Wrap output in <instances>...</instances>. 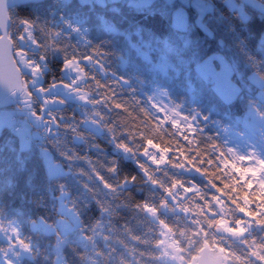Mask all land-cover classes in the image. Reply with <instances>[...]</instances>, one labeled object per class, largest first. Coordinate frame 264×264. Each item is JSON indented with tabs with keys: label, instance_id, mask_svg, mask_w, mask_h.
Segmentation results:
<instances>
[{
	"label": "snow or ice",
	"instance_id": "snow-or-ice-1",
	"mask_svg": "<svg viewBox=\"0 0 264 264\" xmlns=\"http://www.w3.org/2000/svg\"><path fill=\"white\" fill-rule=\"evenodd\" d=\"M254 2L166 0L161 8L144 0L142 9L139 0H63L49 21L13 19L10 0H0V85L22 105L41 154L54 146L66 162L53 190L58 219L44 222L55 241L45 242L22 195L38 155L20 140L0 150V264H264V155L206 138L197 116L169 94L172 84L195 92L210 81L227 101L228 63L222 55L212 57L219 68L207 62L208 50L242 51L264 89V11L257 20ZM193 5L197 13L188 17ZM141 11L187 22L172 31ZM161 26L167 39L145 38L148 27ZM50 56L64 74L51 83L43 79ZM67 105H78L79 115L66 116ZM165 126L171 139L161 135ZM100 136L135 158L138 173L81 151L87 144L102 152ZM137 186L149 190L138 201L131 198ZM90 198L102 216L84 223ZM122 207L132 216L114 227ZM117 228L134 242L131 252Z\"/></svg>",
	"mask_w": 264,
	"mask_h": 264
},
{
	"label": "trees",
	"instance_id": "trees-1",
	"mask_svg": "<svg viewBox=\"0 0 264 264\" xmlns=\"http://www.w3.org/2000/svg\"><path fill=\"white\" fill-rule=\"evenodd\" d=\"M263 2L264 0H258ZM44 6L40 9H34L31 7V3L25 5L15 6L13 9H10V15L13 19L18 17H25L28 15L38 16L41 19H48L50 10L52 8V1L48 0L42 3ZM158 6V4H157ZM161 8L164 7L161 2H159ZM158 6V7H159ZM252 7V6H251ZM253 8V7H252ZM256 12V19H261L260 11L253 8ZM138 16H144L148 19L151 16L157 17L158 25H166L168 29L175 31L171 27V23L167 20V17L159 13H137ZM188 16H194L193 9H189ZM13 31L10 29V32ZM169 33L164 30V27L161 26L159 30L148 27L146 29L145 38H152L157 41H162L168 38ZM110 50L115 52L116 48L111 46L109 42ZM259 47V41H257V48ZM212 52L207 51L206 57L209 56ZM223 53L224 57L228 59L231 63L233 72L231 79L237 82L239 85L240 92L238 96L233 99L232 102L221 103L217 98L218 94L213 89L212 83L205 81L204 86L199 91H189L186 88H178L175 84H172L169 88V94L172 96V99L180 104L186 113H190L197 116L198 123L203 129V135L207 137H212L217 140L222 146L230 147V144L227 143V133L229 131H241L242 130V120L245 118V115L253 109L259 114L264 112V105H262L259 100L256 98V88L250 84L249 79L247 78L250 72H254V68L251 63L248 62V59L245 57L242 51H220ZM118 54V53H117ZM61 60L59 58L52 57V71L51 73L56 80L60 79L61 72ZM51 73L45 74V80L49 82ZM155 87V86H154ZM63 112L66 116H70L72 112H76L79 115V106L78 105H67L63 109ZM165 132L168 134L165 135ZM165 132H161V135L165 140L171 139V132L165 126ZM191 135V134H190ZM17 141L16 135L10 131V129L3 128L0 133V150L3 148L11 147ZM102 148V152H97L95 149L89 150V146L84 144L81 148L82 152H87L89 155L93 156V159L99 157L101 160L111 161L115 159L119 164L121 172L123 174L129 173H138V168L135 163V158L129 157L127 154L120 153L114 146V144L104 136H100L97 141ZM195 147V144L192 145ZM33 151L38 155L33 158V161L30 164V183L26 177L25 186L23 188L22 195L25 198L26 211L32 220L37 218H42L47 222H53L58 216V212L55 205V200L53 196V190L55 184L59 181V177L50 178L48 173H46L45 164L42 162L41 153L38 148L33 147ZM52 153V156L56 161L62 163L63 167L66 170V162L64 161L59 150L55 149L53 146L52 150H49ZM2 182V180H0ZM73 191L74 193L79 190V185L74 181ZM149 190L144 187L137 188L131 194V198L135 200H140L147 197ZM127 195V194H126ZM124 201V198H121ZM126 202V201H125ZM102 216V210L99 203L95 198L88 199L87 207L81 209V220L84 223H92L95 220L99 219ZM132 212L128 208L122 207L119 213H115L113 217V226L116 227L118 224H122L125 219H130ZM118 238L124 240L128 245L127 250L131 252L134 242L130 239H126L125 236L120 233V230L117 228ZM45 234V233H44ZM48 240L55 241V237L51 234H45V242ZM140 248L138 251H142ZM73 251L72 247L69 246V252ZM68 253L66 252L65 255ZM139 259V257H137ZM142 264H148L147 260H144Z\"/></svg>",
	"mask_w": 264,
	"mask_h": 264
},
{
	"label": "rangeland",
	"instance_id": "rangeland-1",
	"mask_svg": "<svg viewBox=\"0 0 264 264\" xmlns=\"http://www.w3.org/2000/svg\"><path fill=\"white\" fill-rule=\"evenodd\" d=\"M158 1V0H157ZM163 5H165L166 0H160ZM203 3L204 0H201ZM139 6L141 8L147 7L145 5L144 0H139ZM252 6L258 11H264V3L259 2L258 0H255L254 4L249 5ZM194 15L197 13V8L195 5L191 6ZM186 12L188 14L189 9H186ZM189 17V16H188ZM187 22V18L184 16H175L173 15L171 18V27L176 29L177 27L183 26ZM214 55H223V53H211L209 56L205 57L207 62L214 64L217 68L221 67V63L218 59H213L212 57ZM226 62L228 63V86L224 88L223 95L226 96L228 99L226 102H232L238 96V93L240 92L239 85L237 82L231 79L233 68L231 63L228 61V59L225 57ZM63 73V72H62ZM255 75L254 72H250L247 76V78L250 81V84H252L253 87L256 88V98L259 100V102L264 105V89L261 88V85L253 80V76ZM210 82V81H207ZM213 89L216 91L218 96L220 95V92L217 91V88L214 84H212ZM18 103V102H17ZM17 108L22 109L21 104H17ZM9 109V108H8ZM22 121V129L20 132L17 133L18 140L21 142H31V140H35L36 131L32 127V125L27 124L26 127L25 122L27 120V114L22 111L21 118ZM12 120L10 118V110H7V108L0 109V131L3 128H9L11 127ZM242 130L241 131H229L227 133V143L230 144V147L236 148L238 151L242 153H248L252 150H255L256 154L264 155V116H261L257 111L250 109V111L245 115V118L242 120ZM36 141V140H35ZM40 151L42 153V150L40 148ZM43 162H45V168L46 173H48L49 177L54 178L55 176H61L65 173V168L63 167L62 163L59 161H56L54 157L52 156L51 151L46 150V154H42ZM57 165L59 167H57ZM55 205L57 212L59 213V204L57 200H55ZM58 219V216L53 221L55 222ZM34 221L37 222L38 227L41 229L43 233L51 234V230L48 229L45 225V221L42 218L34 219ZM47 222V221H46ZM53 222H47V224H52Z\"/></svg>",
	"mask_w": 264,
	"mask_h": 264
},
{
	"label": "water",
	"instance_id": "water-1",
	"mask_svg": "<svg viewBox=\"0 0 264 264\" xmlns=\"http://www.w3.org/2000/svg\"><path fill=\"white\" fill-rule=\"evenodd\" d=\"M28 2H33V0H10L9 8ZM14 98H16L15 94L10 93L5 87L0 85V107H8V105L13 103Z\"/></svg>",
	"mask_w": 264,
	"mask_h": 264
}]
</instances>
